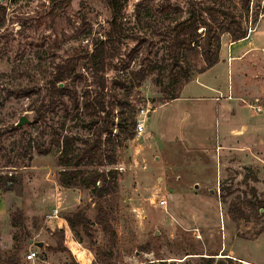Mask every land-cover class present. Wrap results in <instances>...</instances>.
<instances>
[{"label": "rangeland", "instance_id": "1", "mask_svg": "<svg viewBox=\"0 0 264 264\" xmlns=\"http://www.w3.org/2000/svg\"><path fill=\"white\" fill-rule=\"evenodd\" d=\"M61 1L0 0V174L16 171L24 183L11 193L0 194V264L13 255L15 261H26L27 253L41 241L45 251L60 252L59 260L51 255L55 264L162 260L211 264L209 258H214L212 264H264V211L256 212L258 202H264V53H259L257 60L248 58L246 64L237 66L235 61L228 66L226 42L225 62L191 83L179 99L166 104L160 103L163 94L155 81L156 69L131 92L123 115L117 103L118 99L125 100V92L112 88L119 68L122 76L138 71L142 57L148 65L162 62L166 55L164 39H171L178 18L188 16L187 0H128L124 7L120 21L129 37L125 38L122 56L107 72V103L108 109L114 110V123L111 143L102 146L105 164L113 155L112 146L116 148V164L98 166L102 171H117L110 190L100 199L111 212L117 241L112 244L110 236L96 224L76 231L70 228L65 217L79 210L94 222L97 198L84 189L60 187L59 147L54 132L75 135L78 147L83 148L84 140H94L97 126L91 125V116L82 110L75 120L67 118L59 101L53 110L43 112V119L36 118L41 103H48V82L56 66L69 60L81 61L97 39L103 38L111 11L106 0H64V6L54 8L56 13L51 16L49 12ZM160 7L169 11V19L156 10ZM149 10L152 14H147ZM253 29H257L253 44L264 46V11ZM155 30L164 34L157 35ZM136 34H146L152 44L149 50L144 46L129 58L138 44L131 39ZM227 38L222 36V42ZM249 42L234 47V57L239 50H246ZM125 58L129 60L124 64ZM250 61L257 67L253 68ZM78 74L83 79L75 84L66 81L63 89L75 87L82 102L86 91L95 96L96 85L87 67L80 64ZM203 84L224 86L222 96L202 88ZM229 86L235 88L232 100L227 97ZM213 96L220 97L212 101ZM65 101L70 107L68 97ZM255 103L262 107L260 114L250 108ZM147 104L150 116L145 133L137 137L134 130V137L128 138L132 117L136 118ZM23 116L29 123L15 130L13 126ZM123 116L128 120L120 132L118 123ZM219 145L225 147L223 154ZM39 147L49 154H38ZM242 149L246 157L238 154ZM163 200L165 207L160 205ZM233 202L243 205L246 220L228 219ZM55 210L58 218L48 219ZM45 251L40 252L39 261L50 259Z\"/></svg>", "mask_w": 264, "mask_h": 264}, {"label": "trees", "instance_id": "2", "mask_svg": "<svg viewBox=\"0 0 264 264\" xmlns=\"http://www.w3.org/2000/svg\"><path fill=\"white\" fill-rule=\"evenodd\" d=\"M20 2L21 0H14ZM147 1V0H144ZM167 1V0H166ZM189 2L188 16L185 18H178L173 28V36L169 40L164 39L165 56L161 59L162 62L148 65L146 58L140 59V69L132 71L128 75H120V68L118 69V77L113 82V89H121L125 92V100L118 99L119 110L124 114V110L129 106L128 98L135 88H140L142 83L157 69L159 70L156 84L159 86L163 97L160 103L166 104L168 102L177 100L181 96L182 89L189 84L193 78L213 68L219 63L222 49V36L228 35L233 41L237 42L243 40L248 35V30L258 22L259 17L264 11L262 3L264 0H187ZM62 4L53 6L49 14L53 16L54 8L63 7ZM128 0H106L107 7L111 11V19L108 21V27L103 33L102 39H97L93 44V49L87 51L81 61L69 60L60 63L55 68V73L52 79L48 82V91L45 100L41 103L38 110L37 120L43 119V112L53 110L57 101L61 102L67 118L75 120L80 114L81 110L85 115L91 116V125L97 126L94 131V140L86 139L85 147H78V137L71 134L60 135L54 132V142L59 147V167L61 168L58 174V181L64 188H77L90 191V193L97 198L95 207L97 208V215L94 222H92L82 210L65 217L70 228L76 231L78 227L88 229L91 225L96 224L102 228L104 234L110 236V241L115 244L117 241V234L112 226L111 212L100 201L106 193L110 190L111 184L117 176V171L114 169L108 172L98 169V166H114L116 164L115 152L116 148L112 146L113 155L110 156L106 164L103 161L102 146L107 142L111 143L110 136L113 132V123L111 116L113 109H108L107 98L110 95L108 88L107 72L113 61L122 56V49L125 46L126 28L120 21L122 13ZM139 3L138 6H140ZM58 6V7H57ZM138 9V8H137ZM165 13V18L169 19V11L160 7L156 9ZM147 14H152L151 10ZM250 24V25H249ZM29 25V24H27ZM31 26V25H30ZM32 27V26H31ZM202 30V32H201ZM155 34H164L159 30H155ZM131 39L138 41L137 47L132 53L128 54L131 58L136 52H140L145 46L150 49L152 44L151 39L146 37V34L132 35ZM167 57V58H166ZM122 63L125 64V60ZM129 60V59H128ZM83 65L91 70L95 79L96 94L94 97L90 95V91L83 94V100L80 98L76 89H70L68 86L63 89L61 84L66 81H71L75 84L76 81L83 79V76L78 74V67ZM160 64V66L158 65ZM69 98L70 107L67 105L65 98ZM113 97L118 96L113 94ZM140 104L145 101L139 100ZM99 120L101 124L99 125ZM128 118L123 116L118 123L120 132L126 128ZM125 122V123H124ZM112 123V124H110ZM130 133L128 138L134 137V130L136 126V118L131 119ZM15 130H19L17 126H13ZM60 136H59V135ZM107 136L106 140L103 139ZM40 155L49 154V150H37ZM24 165L23 167H26ZM5 168H14L16 166L6 165ZM18 174L11 172L5 175L0 174V193L8 192L14 189L16 183H20ZM253 195H256V190L252 189ZM264 211V202H258L257 213ZM229 217L235 222H240L248 218L245 209L241 203L233 202L229 209ZM17 221L21 218L17 217ZM22 222V221H21ZM15 255L8 259L9 264H17ZM214 258H209L207 262L213 263ZM141 264H177L175 262L168 263L167 261H145Z\"/></svg>", "mask_w": 264, "mask_h": 264}, {"label": "crops", "instance_id": "3", "mask_svg": "<svg viewBox=\"0 0 264 264\" xmlns=\"http://www.w3.org/2000/svg\"><path fill=\"white\" fill-rule=\"evenodd\" d=\"M257 32V29H255L254 30V33H256ZM264 32V31H263ZM262 35H264V33H262ZM263 37V36H262ZM226 42H227V47H228V66H229V64H230V62H231V64L233 63V62H235V61H237V66L239 65H241V64H246V63H244V62H246V61H248V60H250V59H248V58H251L252 60H254V58L257 60V59H259L260 58V54L259 53H264L263 52V50H264V46H260L259 44H253V42H249L247 45H246V50H244V51H241V50H239V52H238V54H236L235 55V57H234V54L232 53V49L234 48V47H239V45L240 44H242V43H244V42H246V41H237V42H233L229 37L227 38V40H223V42H222V49H221V54H220V60H219V63L216 65V66H214L212 69H209L208 71H206V72H204V73H202V74H199L193 81H191L189 84H187V85H185L184 87H183V89H182V92H181V96H182V93L187 89V88H189V86H190V84L191 83H194V82H197L198 80H200V79H202V78H205L207 75H208V73L211 71V70H214L219 64H221V62H225V58H224V55H223V50H224V46L226 45ZM242 48H244V47H242ZM241 53V54H240ZM230 57H231V60H230ZM251 62V61H250ZM251 66L253 67V68H256L257 67V63L256 62H251ZM240 68H243V67H240ZM239 71H241V70H239ZM202 88H206V89H210V90H212L213 91V93L215 94V95H220V96H222L221 94H222V92H223V90H224V86H221V85H211V86H209V85H204L203 84V86H202ZM226 92H228V94H227V97H228V99H229V97L231 98V99H229V100H232V99H234V97H235V88H234V86L231 88V86H229L228 87V91H227V89H226ZM180 96V97H181ZM219 96V97H220ZM218 96H216V97H212V98H210L212 101H214V100H218V98H219ZM219 152L220 153H222L223 154V150H225V147H223V146H220L219 145ZM240 153H238V154H243V155H245V157H246V153H243V152H245V150L244 149H242V151L240 150L239 151ZM24 168H27V167H24ZM16 173H18V172H16ZM221 175V174H220ZM20 176V175H19ZM19 182L20 183H16L15 185H14V189L12 190V191H15V188L17 187V186H22V185H24V183H23V177L22 176H20L19 177ZM60 187H62V186H60ZM63 188V187H62ZM12 191H8V192H5V194H3V195H6V194H8V193H11ZM1 193H3V192H1ZM0 193V194H1ZM2 196V195H1ZM228 219L230 220V221H232L233 222V220H231L230 219V217H229V212H228ZM51 235H53V234H51ZM32 243V242H31ZM33 243H35V241L33 242ZM37 244H38V247L37 248H33V249H31L27 254H29L31 251H36L37 253H38V258H36V259H34V260H30V261H28L27 259H26V261H18V263L17 264H55V262H53V259H52V257H51V255H56L55 256V258L57 259V260H59V257H58V255L60 254V252L58 251V253L57 254H53L54 253V251H51V252H49V251H45V248H43V242L41 241V242H37ZM33 246V245H32ZM45 246L46 247H50V244H45ZM53 246V245H52ZM42 250H44L45 252H47V253H49V257H50V259L49 260H46V261H39L40 259H39V254H40V252L42 251ZM223 250L221 249V250H218V254L219 253H221ZM51 253V254H50ZM196 254H190V255H188V256H190V257H196L195 256ZM210 255H216V254H210ZM222 255H225V256H227L229 259H236L235 257H234V255H232V254H226V253H224V254H222ZM198 256H199V254H198ZM201 256H205V257H208V254L207 255H204V254H202L201 253ZM204 257V258H205ZM241 260H243V259H241ZM244 262H246L245 260H243ZM27 262V263H26ZM5 264H9V262H8V260L6 261V263Z\"/></svg>", "mask_w": 264, "mask_h": 264}, {"label": "built area", "instance_id": "4", "mask_svg": "<svg viewBox=\"0 0 264 264\" xmlns=\"http://www.w3.org/2000/svg\"><path fill=\"white\" fill-rule=\"evenodd\" d=\"M253 33H254V29L252 27H250L249 30H248L247 37L245 39H243V40H240V41H248V40H250V42H252ZM263 52H264V50H263ZM230 60H231V57H230ZM229 99H231V98L229 97ZM250 108H252L254 111H256L257 114H260L263 111L262 107L257 105L256 103L252 104L250 106ZM149 116H150V110H149V104H147V107H142L140 109V111L138 112V115L136 117L135 131H136L137 137H141L145 133V131H146V122H147V119H148ZM166 204L167 203L164 200L160 202V205L162 207H165ZM58 215H59L58 210H55V211L52 212L51 215H47V217H48V219H57ZM36 258H38V253L36 251H31L26 256V259L28 261L34 260Z\"/></svg>", "mask_w": 264, "mask_h": 264}, {"label": "water", "instance_id": "5", "mask_svg": "<svg viewBox=\"0 0 264 264\" xmlns=\"http://www.w3.org/2000/svg\"><path fill=\"white\" fill-rule=\"evenodd\" d=\"M1 1H3V0H1ZM60 86L63 87V84H61ZM27 123H29V119L26 116H23L19 119V122L16 124V126L21 127Z\"/></svg>", "mask_w": 264, "mask_h": 264}]
</instances>
